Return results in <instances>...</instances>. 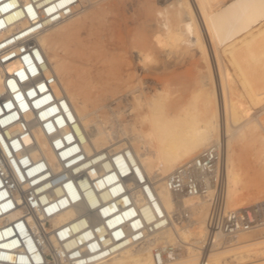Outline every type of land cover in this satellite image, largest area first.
Instances as JSON below:
<instances>
[{"label": "bare ground", "instance_id": "obj_1", "mask_svg": "<svg viewBox=\"0 0 264 264\" xmlns=\"http://www.w3.org/2000/svg\"><path fill=\"white\" fill-rule=\"evenodd\" d=\"M90 1L78 0L73 14L38 37L49 62L46 74H55L56 93L71 103L84 131L85 151L131 148L171 218L169 225L144 241L95 264H156L152 249L168 243H179V249L163 264H200L201 260L203 264H238L240 259L243 264H264V237L240 240L239 235L245 237L248 232L246 228L230 244L211 249L202 259L199 246L206 234L208 202L200 196L174 195L166 185L177 165L203 148L220 144L227 205L242 215L240 203L247 191L242 189L243 177L235 163V141L247 150L249 159H258L260 169L250 173L251 180L264 178V117L252 115L264 106V0H146L148 15L144 20L149 37L139 32L142 38L137 35L141 39L132 44V56L141 71L147 70L148 61H155L152 69L158 75L133 78L135 74L125 73L122 66L115 67V55L101 50L97 79L102 102L97 105L89 103L85 86L78 84L81 76L71 74V60L59 53L60 48L69 49L88 17L104 11L95 1L88 9L85 3ZM125 59L130 66V60ZM188 68L196 74L186 86L181 76ZM160 78L167 85L170 80L183 82L172 91L156 85ZM3 89L0 72V91ZM126 114L130 117L124 122L120 118ZM34 134L53 160L41 133ZM253 141L258 142L255 152L248 150ZM181 209L188 213L190 223L173 217ZM75 214L74 209H66L50 219L51 226L68 222ZM53 246H57L54 239Z\"/></svg>", "mask_w": 264, "mask_h": 264}, {"label": "built area", "instance_id": "obj_2", "mask_svg": "<svg viewBox=\"0 0 264 264\" xmlns=\"http://www.w3.org/2000/svg\"><path fill=\"white\" fill-rule=\"evenodd\" d=\"M77 3L0 0V264H95L171 222L131 148L85 151L71 103L56 93L55 74H46L49 62L38 37L73 14ZM34 131L41 133L53 160ZM166 185L174 195L208 202L202 259L230 244L243 228L264 225V213L250 224L228 207L220 144L177 165ZM69 208L75 216L51 226L50 219ZM259 209L264 212L262 205ZM173 217L189 219L182 209ZM178 249L179 243L155 246V263L163 264Z\"/></svg>", "mask_w": 264, "mask_h": 264}, {"label": "rangeland", "instance_id": "obj_3", "mask_svg": "<svg viewBox=\"0 0 264 264\" xmlns=\"http://www.w3.org/2000/svg\"><path fill=\"white\" fill-rule=\"evenodd\" d=\"M93 1L103 5L104 11H97L92 16L88 17L85 23L77 30L75 41L70 43L69 49L60 48L59 53L71 60V74H79L81 76V79L78 78L81 81L77 79L78 84H83L85 86V91L89 95L88 97L91 98L89 103H96L95 105H97L102 102V100H100L101 97H99L98 94V92H101L102 87H99L100 83L97 79V77L99 78L97 75L98 54L101 50L105 52L108 51V53L115 55L117 57L116 63L118 64H115V67L122 66L121 69L123 68L122 70L125 73L130 72L133 75L135 74L133 78L142 75L146 79H150L153 76L157 77L158 74L152 69L155 61H148L146 64L147 70L141 71L139 65L134 59V55L132 56V44L138 42L139 39L142 38L144 32L146 35L144 37H149V28H147V25L145 24L146 19L144 20L148 15L146 10V0H99V2L98 0H91L90 2L93 4ZM90 2H86L87 4L85 3L88 9L95 5H92ZM139 32H142V34ZM137 35L141 38H138ZM100 41L103 42V47H101V44L99 43ZM125 58L130 60V66L125 64ZM185 72L183 73L184 75L181 76L182 78L180 77L184 82L181 79H178V81L181 80L179 82H176L177 80H170L171 83H168L167 85V83L160 78L159 82H156V85L159 84L160 87L167 86L171 88L172 91L176 88H180L182 82V85H190L189 83L193 81H191V79H194L195 77H193V75L196 74L195 70L193 68H188ZM185 75H188L187 80H185ZM173 82L177 84L175 85ZM172 84L174 85L172 86ZM261 107L255 109L252 115L264 117V106ZM123 116L120 119L124 122L130 117L128 114ZM136 124H138V120H136ZM240 145L241 143L239 141H235L234 157L236 158V166L240 167V174L243 177V181L241 182L242 189L243 191H247V194L241 201L240 205L245 219L250 224H256L260 217H262V213H264L259 209V205H262V208H264V178L251 180V177L249 176L250 173L258 171L260 169V164L256 158L249 159V157H247V150H242ZM257 147L258 142L253 141L248 150L255 152ZM257 200L259 201L258 205L255 203ZM184 222L185 224L190 223L189 219L183 220V223ZM245 234V237H243V234L239 235V239L245 240L255 237H264V225L248 229V232ZM238 261H241L238 262V264H243L241 259Z\"/></svg>", "mask_w": 264, "mask_h": 264}]
</instances>
